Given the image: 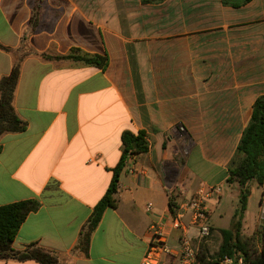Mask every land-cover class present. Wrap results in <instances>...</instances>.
Segmentation results:
<instances>
[{
    "label": "crops",
    "instance_id": "1",
    "mask_svg": "<svg viewBox=\"0 0 264 264\" xmlns=\"http://www.w3.org/2000/svg\"><path fill=\"white\" fill-rule=\"evenodd\" d=\"M143 1L0 0V81L21 46L33 52L21 62L13 101L27 129L0 139V207L40 204L19 229L16 252L34 245L59 264H142L156 223L173 249L159 264H180L184 233L197 251L208 242L200 245L190 212L181 229L171 227L169 186L177 181L190 195L201 185L221 187L205 202L209 222L218 209L211 200L227 197L229 163L264 96V0L240 8L222 0ZM73 49L106 57L107 67L40 55ZM184 126L188 139L178 130ZM127 130L144 131L149 149L127 162L117 208L105 210L84 253L81 231L111 185ZM211 229L220 246L225 229Z\"/></svg>",
    "mask_w": 264,
    "mask_h": 264
},
{
    "label": "trees",
    "instance_id": "2",
    "mask_svg": "<svg viewBox=\"0 0 264 264\" xmlns=\"http://www.w3.org/2000/svg\"><path fill=\"white\" fill-rule=\"evenodd\" d=\"M165 0H144L143 2ZM227 6L240 8L252 0L235 1L230 4L227 0H222ZM38 12L33 15V26L37 25ZM19 58L14 64L11 73L0 81V139L4 134L21 133L27 129V123L17 114L13 101L17 84L20 77L21 62L25 56L33 54L32 51H25L22 46L19 49ZM41 57L56 61H70L74 64L95 66L105 69L108 59L102 55H91L81 52L79 49H73L68 55L51 56L40 54ZM123 152L122 157L113 170V179L111 185L94 208L92 215L83 227L80 238L79 248L87 253L92 233L100 223L103 214L107 208H117L115 195L118 191L120 175L123 172L127 162L133 157L146 153L149 149L146 133L140 131L134 133L125 131L122 134ZM1 148V146H0ZM229 184H238L239 186V210L237 220L232 229L221 230L222 242L213 259L207 260L204 250L198 251L197 264H219V261L225 257L232 258L235 264H238L240 258L243 264H264V225L257 234L250 237H244L242 231V217L248 207L251 196L250 183L256 182L259 186L264 183V96H259L253 103L251 118L247 126L242 131L235 154L228 166ZM173 195L170 201V211L173 215L178 209L179 198ZM40 204L35 200L16 202L0 207V258L36 260L41 264H59L57 257L36 246H30L24 252H16L12 245L22 224L31 212L36 211ZM212 235V229L209 237ZM208 237V238H209ZM207 238V239H208ZM261 242V248L257 247V242ZM200 242V245L203 244Z\"/></svg>",
    "mask_w": 264,
    "mask_h": 264
},
{
    "label": "built area",
    "instance_id": "3",
    "mask_svg": "<svg viewBox=\"0 0 264 264\" xmlns=\"http://www.w3.org/2000/svg\"><path fill=\"white\" fill-rule=\"evenodd\" d=\"M180 130L184 132V128ZM186 156V154H185ZM169 195H178L183 200L176 214L171 219L173 229L183 227L182 220L185 212L192 214V223L199 229V241H206L210 235L211 227L209 226V209L205 205L207 199L213 195H221L222 189L219 186L201 185L192 195L190 190L183 184L174 182L169 186ZM148 210H152V204L148 205ZM168 235L165 232L163 224H154L151 227V242L144 256L142 264H159L161 257L170 255L173 252L168 242ZM180 264H197L198 251L193 247L191 240L186 233L182 234L179 240ZM219 264H235L232 258L225 257L219 261ZM238 264H243V259L238 260Z\"/></svg>",
    "mask_w": 264,
    "mask_h": 264
},
{
    "label": "rangeland",
    "instance_id": "4",
    "mask_svg": "<svg viewBox=\"0 0 264 264\" xmlns=\"http://www.w3.org/2000/svg\"><path fill=\"white\" fill-rule=\"evenodd\" d=\"M184 132H182V137L188 139V129L186 126L183 127ZM179 132L181 131L178 129ZM225 192H227V197H224L223 202L220 203V199L217 196L211 200V204L216 206L218 209L212 214L209 226L222 229H232L236 220L237 213L239 210V186L238 184L230 185L227 182L223 185ZM251 196L249 198V205L242 217V231L244 237H250L251 234H255L256 229L261 231L263 219H261V209L260 202L262 198V189L255 182L250 183ZM258 230V229H257ZM220 232L217 231L216 235H220ZM208 242L201 246V250H204V254L207 260L213 259L214 255L218 251L219 245L215 241L212 235L207 239ZM257 247L261 248V242H257Z\"/></svg>",
    "mask_w": 264,
    "mask_h": 264
}]
</instances>
